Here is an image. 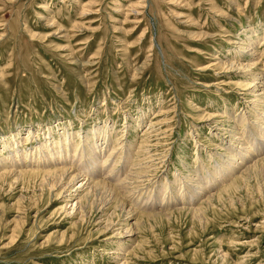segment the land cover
Wrapping results in <instances>:
<instances>
[{
	"label": "rangeland",
	"instance_id": "obj_1",
	"mask_svg": "<svg viewBox=\"0 0 264 264\" xmlns=\"http://www.w3.org/2000/svg\"><path fill=\"white\" fill-rule=\"evenodd\" d=\"M263 116L264 0H0V264H264Z\"/></svg>",
	"mask_w": 264,
	"mask_h": 264
},
{
	"label": "bare ground",
	"instance_id": "obj_2",
	"mask_svg": "<svg viewBox=\"0 0 264 264\" xmlns=\"http://www.w3.org/2000/svg\"><path fill=\"white\" fill-rule=\"evenodd\" d=\"M253 49H255L256 48V44L255 45H253ZM252 51V50H251ZM255 87V86H254ZM253 87V88H254ZM251 88V87H250ZM252 90V89H251ZM263 97V96H262ZM248 114H249V112H248ZM245 116H247L246 114L244 115V117ZM244 117H242V119H244ZM259 117V116H258ZM258 117H256V118H258ZM264 117V116H263ZM255 118V119H256ZM262 118V117H261ZM246 119V118H245ZM264 119V118H263ZM250 120V119H249ZM258 120V119H257ZM260 120H262V119H260ZM263 123V122H262ZM261 124V123H260ZM254 126V125H253ZM261 126H264V125H261ZM250 127V126H249ZM251 129H253V128H251ZM261 130H264L263 128H261ZM97 134H99V133H96V135ZM248 135V134H247ZM254 135V134H253ZM250 136V135H249ZM80 137V136H79ZM94 137H96V136H94ZM13 138V137H12ZM84 138V137H83ZM87 138V137H86ZM96 138H98V136L96 137ZM253 138V137H252ZM91 139L93 140V137L91 138L90 136L87 138V139H85L84 141H83V143H84V145L82 146V149H83V151L81 152V154H80V160H78L77 162H78V167H79V169H80V167H83V168H85L84 166H86V162H84L83 161V158H87V157H84V156H89L88 155V152L90 153V155H92L91 157H93L94 159H92V160H94V162L93 163H91V167H93V165L95 166V167H98L99 168V163H98V161H100V157H101V155H103V153L99 150L100 148L99 147H97L98 145H97V142H94V143H91L90 141H91ZM238 139H241V138H238ZM264 139V138H263ZM10 141V140H9ZM97 141V140H96ZM240 141V140H239ZM264 141V140H263ZM15 143V145H16V143L18 142V141H15V139H13V140H11V142L9 143L8 142V144H7V146L8 145H11V143ZM259 142V141H258ZM261 142V141H260ZM1 143V142H0ZM2 143L3 144H6L7 143V141L5 140L4 142L2 141ZM71 141H68L67 143H66V147L65 148H67V147H70V145H71ZM241 143V142H240ZM244 143V142H243ZM242 143V144H243ZM40 144V143H39ZM53 145H54V143H52ZM236 144V143H235ZM235 144H234V146H235ZM43 145V144H42ZM42 145H40V148H39V150H43L42 151V156L44 157V158H46V159H52L51 157L50 158H48V157H46V156H44V151L46 150V148L45 147H43ZM253 145V144H252ZM256 145V144H255ZM48 146H49V144H48ZM259 146V145H258ZM46 147H47V145H46ZM233 147V146H232ZM64 148V145H62V146H58L57 147V149L58 150H60V149H63ZM229 148V147H228ZM39 150H37V151H39ZM64 150V149H63ZM63 150H61L62 152H63ZM231 150V149H230ZM243 150V149H242ZM40 151V152H41ZM67 151V150H66ZM69 151V150H68ZM67 151V152H68ZM241 151V150H240ZM253 151V150H252ZM257 151V150H256ZM62 152H60V151H57V155H56V159H57V161L59 162H61L63 159H65L66 157H65V155L62 153ZM70 152V151H69ZM68 152V153H69ZM259 152V151H258ZM62 153V154H61ZM87 153V154H86ZM228 153V152H227ZM231 153V155L232 156H234V154L235 153H237V151H235V149L233 148V150L230 152ZM242 153V152H241ZM253 153V152H252ZM251 153V154H252ZM66 154V153H65ZM45 155H47V154H45ZM231 155H230V157H231ZM237 155V154H236ZM74 156H75V154H74ZM229 156V155H228ZM253 156V155H252ZM27 157H28V155H27ZM42 157V158H43ZM14 158V157H13ZM16 158V157H15ZM55 159V158H54ZM68 159V158H67ZM247 158H246V156H245V158H240V160H242V162H240V163H237L238 164V168H241V166L242 165H244V162L246 161V164L245 165H247V163L249 162V161H252V160H254L255 159V157L253 156L252 158L251 157H248V159L246 160ZM14 161V160H13ZM12 161V162H13ZM75 161V160H74ZM74 161H70L69 163L68 162H65V164L64 163H62L61 165L63 166V167H61V169H56V171H57V175H58V172L60 173V175H58V178H59V176H61V178H62V180H64V182H66L67 180L68 181H71L72 183H74L78 178H79V175L78 176H72V174L70 175V171L71 170H69V169H67L66 168V166H68V165H72V164H74V165H76L75 164V162ZM110 161V160H109ZM229 161H233V159L232 160H229ZM231 162L227 165L226 164V167L222 170V174L223 175H221V178L222 177H228V175H231V173L233 172L232 170H233V168H234V166L232 167V164H231ZM16 163H17V161H16ZM14 164H15V162H14ZM24 164V163H23ZM107 164V163H106ZM66 165V166H65ZM73 165V166H74ZM88 165V164H87ZM101 165V164H100ZM104 165H105V162H104ZM244 165V166H245ZM64 166H65V168H64ZM243 166V167H244ZM237 167H235V170H237L238 168ZM243 167L241 168V169H243ZM87 168V167H86ZM222 168V167H221ZM88 169H90V168H88ZM218 169H219V167H218ZM98 170V169H97ZM96 170V171H97ZM220 170V169H219ZM87 171V170H86ZM103 171V170H102ZM107 171V170H106ZM51 172H53V171H51ZM108 172V171H107ZM111 172V171H110ZM247 172V171H246ZM98 173V172H97ZM100 173V172H99ZM52 174V173H51ZM216 174V173H215ZM107 175V174H106ZM110 175H112V174H110ZM117 179V178H116ZM221 180V179H220ZM118 181V180H117ZM125 181V180H124ZM62 184V183H61ZM61 184H59V185H61ZM65 184V183H64ZM66 184H67V182H66ZM63 185V184H62ZM105 185V184H104ZM103 185V186H104ZM82 186V185H81ZM60 187V186H59ZM64 187V186H63ZM105 188H106V185L104 186ZM126 187L127 186H121V188L123 189L122 190V192H127L129 189L127 188L126 189ZM212 187V186H211ZM65 188V187H64ZM81 188V187H80ZM98 188H100V187H98ZM97 188V189H98ZM101 188H102V186H101ZM96 189V188H95ZM125 189V190H124ZM96 191V190H95ZM96 195V194H95ZM148 195V198L145 200V203H147V204H151V206H153V205H155L156 207H158V205H156V203H153V195H151V194H147ZM110 203V202H109ZM179 203V202H178ZM81 204V203H80ZM79 204V205H80ZM75 205H78V204H75ZM150 206V205H149ZM79 209V208H78Z\"/></svg>",
	"mask_w": 264,
	"mask_h": 264
}]
</instances>
